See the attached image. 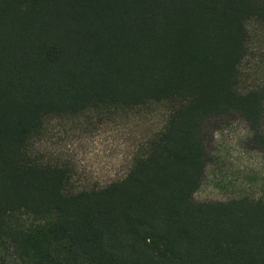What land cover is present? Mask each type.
<instances>
[{"label": "trees", "instance_id": "1", "mask_svg": "<svg viewBox=\"0 0 264 264\" xmlns=\"http://www.w3.org/2000/svg\"><path fill=\"white\" fill-rule=\"evenodd\" d=\"M251 22L264 0H0V264H264V198L195 200L208 121L241 116L264 153ZM157 105L165 126L103 187L35 153L54 119Z\"/></svg>", "mask_w": 264, "mask_h": 264}, {"label": "rangeland", "instance_id": "2", "mask_svg": "<svg viewBox=\"0 0 264 264\" xmlns=\"http://www.w3.org/2000/svg\"><path fill=\"white\" fill-rule=\"evenodd\" d=\"M250 43L241 66L244 91L264 90V27L248 25ZM168 108L157 105L143 113L95 111L75 119L50 121L35 153L68 169L74 189L103 187L122 179L138 147L166 124ZM211 163L196 201L264 198V153L251 143V131L239 115L206 123Z\"/></svg>", "mask_w": 264, "mask_h": 264}]
</instances>
